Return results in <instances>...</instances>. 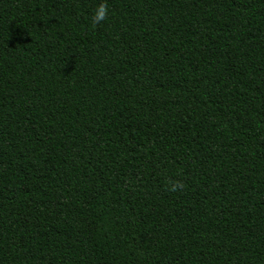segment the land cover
Here are the masks:
<instances>
[{"label": "trees", "instance_id": "trees-1", "mask_svg": "<svg viewBox=\"0 0 264 264\" xmlns=\"http://www.w3.org/2000/svg\"><path fill=\"white\" fill-rule=\"evenodd\" d=\"M98 2L0 0V264H264V0Z\"/></svg>", "mask_w": 264, "mask_h": 264}, {"label": "clouds", "instance_id": "clouds-1", "mask_svg": "<svg viewBox=\"0 0 264 264\" xmlns=\"http://www.w3.org/2000/svg\"><path fill=\"white\" fill-rule=\"evenodd\" d=\"M110 15V9L108 0H99L94 11L90 16V23L93 27L100 25L104 22ZM178 187H182L181 185H174L172 190L175 191Z\"/></svg>", "mask_w": 264, "mask_h": 264}]
</instances>
